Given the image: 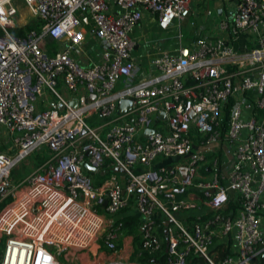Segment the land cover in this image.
<instances>
[{
	"label": "built area",
	"instance_id": "built-area-1",
	"mask_svg": "<svg viewBox=\"0 0 264 264\" xmlns=\"http://www.w3.org/2000/svg\"><path fill=\"white\" fill-rule=\"evenodd\" d=\"M192 1L0 0V125L12 141L0 150V264H253L264 253V0H235L213 18V34L200 31L135 75L132 29L146 14L167 29ZM88 33L101 51L84 66L75 51ZM123 99L132 105L121 113ZM226 104L235 158L226 178L214 160L203 180L193 132L219 140ZM42 148L50 155L12 183ZM171 157L181 160L156 165ZM85 163L112 170L96 186ZM229 191L239 197L234 215L223 214ZM131 208L139 241L125 250ZM191 211L200 213L190 224L176 215ZM162 251L163 261H137Z\"/></svg>",
	"mask_w": 264,
	"mask_h": 264
},
{
	"label": "crops",
	"instance_id": "crops-1",
	"mask_svg": "<svg viewBox=\"0 0 264 264\" xmlns=\"http://www.w3.org/2000/svg\"><path fill=\"white\" fill-rule=\"evenodd\" d=\"M228 6V3H224L223 1L222 5H220V3L217 4V1L215 0H193L189 14L185 18L174 22L167 29L159 28L157 26L155 17L151 16L150 14L144 15V18L132 29L130 33L131 38L136 43L132 53L133 58L138 66L135 73L136 77L142 78L143 76L149 74L150 61L154 56H159L164 53L176 54L182 45L193 46L196 38L200 35V31H202V34L203 32L213 34L214 32L211 30L213 18H222L227 16L233 10ZM100 51L101 50L97 39L88 33L82 44L81 50L75 51V57L80 64L88 66L99 58ZM38 107L45 108L43 106ZM228 109L229 106L226 104L221 110L222 121L219 127L221 138L219 140L210 143H204L203 141H205L207 136L203 137L197 131L193 132L194 148L204 151L206 154L205 165L202 167V169H200V177L203 180L210 179L211 174L209 167L214 160L220 162L222 170L221 173L226 178L227 170L235 158V148L237 143H230L225 140V135L227 132ZM249 113V110H244V115L246 117ZM147 133L148 131H144L140 136H138V139H142ZM10 149L11 147H9L7 150ZM0 150H4L1 144ZM180 160L181 158L179 157L160 159L156 162V165L169 166L174 163H178ZM90 173L92 179H95L96 181L94 184L99 186L105 177V172L101 170L99 172ZM102 175L104 176L102 177ZM223 181L224 180H221V183H223ZM11 182L13 183L12 179ZM228 196L229 201L227 202L226 207L230 203L238 202L239 204V197L237 193L229 191ZM194 199L199 203V196L197 194H194ZM238 209L239 207L235 213H237ZM199 213L200 212L191 211L177 213L176 215L185 224H190L194 217ZM126 214L127 218L132 216L138 220L139 215L133 208L129 209ZM262 227L264 230V223ZM120 242L125 250H129L130 248L133 249L134 240L131 236L123 237ZM129 242L130 246L128 245Z\"/></svg>",
	"mask_w": 264,
	"mask_h": 264
},
{
	"label": "rangeland",
	"instance_id": "rangeland-1",
	"mask_svg": "<svg viewBox=\"0 0 264 264\" xmlns=\"http://www.w3.org/2000/svg\"><path fill=\"white\" fill-rule=\"evenodd\" d=\"M215 1H217V4L220 3V5H222V1H223L224 3H228V5H229L228 7H231V9L234 8L233 1L235 3V0H215ZM22 14L28 16L29 13L24 10ZM29 18H32V17L29 16ZM28 21H30V19H28ZM31 21H32V19H31ZM209 29H210V27H209ZM58 89L61 91L62 90L61 86ZM43 107H46V106H43ZM0 144L2 145V147H3V149L5 151H7V149L12 145V141L9 139L5 128L3 126H1V125H0ZM49 155H50L49 151L47 149H45V148H42L41 150H38V151L34 152L32 155L28 156L25 160H23L17 167H15L12 170L11 179L13 180V183H15V182L21 180L22 178H24L27 174H29L31 171H33V169H35L38 164L42 163ZM93 180L96 183L95 179H93ZM132 232H133V230H131L129 232V229L125 228V230L123 232V237L131 236L133 238V240H134L133 248L136 249L137 248L136 246H137L139 238H137V236H136L137 234H132ZM118 243H119V246H121V242L119 241ZM128 245L130 246V242H129ZM132 258L136 259V256H133ZM137 261H140V260L137 258Z\"/></svg>",
	"mask_w": 264,
	"mask_h": 264
},
{
	"label": "trees",
	"instance_id": "trees-1",
	"mask_svg": "<svg viewBox=\"0 0 264 264\" xmlns=\"http://www.w3.org/2000/svg\"><path fill=\"white\" fill-rule=\"evenodd\" d=\"M34 26H35V24H29V25L27 26V29H30V28H32V27H34ZM48 46H49V45H48ZM48 46H47V47H48ZM40 162H41V161H40ZM40 162H39V163H40ZM110 163H111L110 160H108V159L105 160V165H104V167H106V165H108V164H110ZM111 170H112V169L104 168V169H103V171L105 172L104 175H107L109 172H111ZM104 175H102V177H103ZM99 176H101V175H99ZM238 207H239L238 202L230 203L225 209H223V214H226V215H227V214L234 215ZM125 222H126V228L129 229V232H130L131 230H133L132 234H137V232H138V231H137V230H138V228H137L138 220H137L135 217L130 216V217H128V218L125 220ZM136 236H137V235H136ZM162 237H163V234H162ZM137 238H138V236H137ZM137 238H136V239H137ZM163 238H164V237H163ZM163 246L165 247V241H164V240H163ZM219 248H220V247H219ZM229 253H230L229 249L220 250L216 258H217V259H220V258H222L223 256H225L226 254H229ZM138 259H139L140 261H147V260L163 261V260L165 259V253H164V251H162V252H159V253L153 254V255H151V256H150V255H144L143 257L138 258ZM191 264H205V262L203 261L202 258H200V257H198V256H193L192 259H191ZM253 264H264V253H263L261 256L255 258V259L253 260Z\"/></svg>",
	"mask_w": 264,
	"mask_h": 264
},
{
	"label": "water",
	"instance_id": "water-1",
	"mask_svg": "<svg viewBox=\"0 0 264 264\" xmlns=\"http://www.w3.org/2000/svg\"><path fill=\"white\" fill-rule=\"evenodd\" d=\"M75 104H76V100H72L71 103H70V105H72V106H75ZM131 105H132V101L131 100L123 99V100H120L118 107H119L120 112L124 113L126 110H128L131 107ZM62 108H63V106L59 105V109H62ZM159 118L164 120V118H165L164 114L161 113L159 115ZM149 132H151V130H149ZM84 168L87 171L93 172V173H95L97 171V169L95 167H93L92 165H90L88 163H85ZM114 171L115 172H122V170L120 168H118V167H116L114 169Z\"/></svg>",
	"mask_w": 264,
	"mask_h": 264
},
{
	"label": "clouds",
	"instance_id": "clouds-1",
	"mask_svg": "<svg viewBox=\"0 0 264 264\" xmlns=\"http://www.w3.org/2000/svg\"><path fill=\"white\" fill-rule=\"evenodd\" d=\"M223 197H221V199H222Z\"/></svg>",
	"mask_w": 264,
	"mask_h": 264
}]
</instances>
